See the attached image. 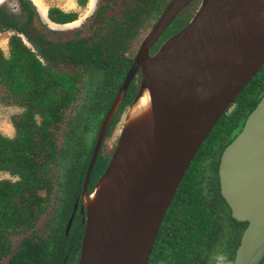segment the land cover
Here are the masks:
<instances>
[{"label":"trees","instance_id":"obj_1","mask_svg":"<svg viewBox=\"0 0 264 264\" xmlns=\"http://www.w3.org/2000/svg\"><path fill=\"white\" fill-rule=\"evenodd\" d=\"M171 1L98 0L86 33L75 29L66 38L42 21L32 0H17L19 14L0 7V32L13 31L8 54L0 48V102L21 108L11 118L14 134L0 132V173L10 175L0 178V264H78L85 227L81 193L98 133L141 41ZM198 3L191 1L176 15L155 48L189 22ZM47 17L67 24L78 13L52 6ZM137 91L134 77L105 138ZM263 95L264 65L190 162L160 224L148 264H210L217 252L234 260L247 221L232 217L221 194L220 157ZM79 99L80 110L68 116ZM113 149L106 150L102 142L88 191L105 171Z\"/></svg>","mask_w":264,"mask_h":264},{"label":"water","instance_id":"obj_2","mask_svg":"<svg viewBox=\"0 0 264 264\" xmlns=\"http://www.w3.org/2000/svg\"><path fill=\"white\" fill-rule=\"evenodd\" d=\"M191 1L170 2L141 41L104 118L83 185L86 225L78 264H148L160 224L190 162L220 116L264 65V0H202L191 20L151 55L150 47ZM138 68L142 72L138 92L147 87L151 97L149 146L136 162L124 164L121 184L112 196L90 210L83 198L96 156ZM118 143L95 187L117 168L129 148L118 149ZM219 178L232 217L247 221L233 264H259L264 257V95L224 148ZM72 218L73 214L66 232Z\"/></svg>","mask_w":264,"mask_h":264},{"label":"bare ground","instance_id":"obj_3","mask_svg":"<svg viewBox=\"0 0 264 264\" xmlns=\"http://www.w3.org/2000/svg\"><path fill=\"white\" fill-rule=\"evenodd\" d=\"M123 91L124 89L121 90L117 101L121 98ZM151 121V97L149 89L143 87L137 93L132 106H129L126 111L122 135L118 143V149H122L125 145L129 148L119 157L117 168L111 174L102 176L91 193L84 194V204L90 210L111 197L114 188L121 184L124 164L127 161L136 162L146 151L150 142Z\"/></svg>","mask_w":264,"mask_h":264},{"label":"rangeland","instance_id":"obj_4","mask_svg":"<svg viewBox=\"0 0 264 264\" xmlns=\"http://www.w3.org/2000/svg\"><path fill=\"white\" fill-rule=\"evenodd\" d=\"M32 2L37 6L41 17L45 23L53 29H57L61 31V36L68 37L71 35V32L75 29L81 30L83 33H86V27L90 22V19L94 15V11L97 8L98 0H87L85 4H80L79 0H32ZM57 6L63 10H75L78 13V18L71 23L67 24H56L48 20L47 18V10L49 7ZM0 7H4L7 11L11 13L18 14L20 13L19 4L17 0H0ZM13 31H3L0 32V48L8 54V40ZM138 68L134 72V77L138 79L139 87L141 84V77L139 75L138 78ZM82 100H78L72 110L68 112V116L74 114V112L81 107ZM21 111V108L14 105H4L0 102V132L6 135L14 134V127L11 122V118L14 114ZM124 118L125 114L122 116L121 120L116 124L111 137H107L106 149L110 150L112 145L117 146L119 139L122 135V129L124 126ZM103 140V139H102ZM10 177L8 173H0V178Z\"/></svg>","mask_w":264,"mask_h":264},{"label":"flooded vegetation","instance_id":"obj_5","mask_svg":"<svg viewBox=\"0 0 264 264\" xmlns=\"http://www.w3.org/2000/svg\"><path fill=\"white\" fill-rule=\"evenodd\" d=\"M192 1H193V0H192ZM201 1H202V0H199V3H198V5H197V7L195 8V11H194L193 15L191 16V18L194 16V14L196 13V11L198 10V8H199V6H200V4H201ZM190 3H191V2H190ZM190 3H189V4H190ZM33 4H34V3H33ZM169 4H170V3H169ZM189 4H188V5H189ZM34 5H35V4H34ZM188 5H187V6H188ZM187 6H185L184 8H186ZM35 7H36V10L38 11V13H39V15H40V17H41V14H40V12H39V10H38V8H37L36 5H35ZM167 7H168V6H167ZM184 8H183V9H184ZM19 9H20V7H19ZM183 9H182V10H183ZM165 10H166V9H165ZM182 10H180V11H182ZM180 11H179V12H180ZM179 12H178V13H179ZM163 13H164V12H163ZM163 13H162V14H163ZM178 13H177V14H178ZM18 14H19V13H18ZM162 14H161V15H162ZM175 17H176V16H175ZM47 18H48V17H47ZM159 18H160V17H159ZM191 18H190V20H191ZM41 19H42V17H41ZM48 20H49V19H48ZM158 20H159V19H158ZM190 20H189V21H190ZM42 21H43V19H42ZM49 21H50V20H49ZM172 21H173V20H172ZM43 22H45V21H43ZM51 22H52V21H51ZM59 25H62V24H59ZM47 26H48V25H47ZM154 26H155V25H154ZM168 26H169V25H168ZM168 26H167V27H168ZM48 27H50V26H48ZM50 28H51V27H50ZM151 30H152V29H151ZM165 30H166V29H165ZM165 30H164V31H165ZM164 31H163V32H164ZM163 32H162V33H163ZM162 33L160 34V36L162 35ZM148 34H149V33H147V35H148ZM147 35H146V36H147ZM146 36H145V37H146ZM160 36L157 38V40L153 43V45H152V46L150 47V49H149V52H150L151 55H153V54L159 49V47L161 46V44H162L166 39H168V38L170 37V36L167 37L162 43H160V44L155 48L156 43H157L158 39L160 38ZM171 36H172V35H171ZM22 37H23V36H22ZM145 37H144V38H145ZM144 38H143V39H144ZM23 39L25 40L24 37H23ZM25 41H26V40H25ZM26 42H27V41H26ZM27 43H28V42H27ZM152 49H154L155 51H153V52L151 53V50H152ZM137 74H138V75H137L138 78H139V75H140V77L142 78V72H141V69H139V71H138ZM135 77H136V76H135ZM133 78H134V76H133ZM133 78H132V79H133ZM132 79H131V80H132ZM137 80H138V79L136 78V81H137ZM137 83H138V81H137ZM138 89H139V83H138ZM118 92H119V91H118ZM137 92H138V91H137ZM117 94H118V93H117ZM117 94H116V96H117ZM136 94H137V93H136ZM123 96H124V95H123ZM135 96H136V95H135ZM115 98H116V97H115ZM122 98H123V97H122ZM80 100H81V99H80ZM114 100H115V99H114ZM121 100H122V99H121ZM120 102H121V101H120ZM119 104H120V103H119ZM131 104H132V103H131ZM131 104H130V105H131ZM130 105H129V106H130ZM117 107H118V106H117ZM127 109H128V108H127ZM127 109H126V111H127ZM79 110H80V108L77 109V110L74 112V114H72V115H75ZM109 110H110V109H109ZM109 110H108V111H109ZM115 111H116V110H115ZM126 111H125L124 114H126ZM107 113H108V112H107ZM114 113H115V112H114ZM114 113L112 114L111 117H113ZM124 114H123V115H124ZM72 115H71V116H72ZM106 115H107V114H106ZM123 115H121L120 117H122ZM105 117H106V116H105ZM110 122H111V121H110ZM109 124H110V123H109ZM106 131H107V130H106ZM105 134H106V133H105ZM110 137H111V136H110ZM106 139H107V137L105 138V135H104V138H103L102 142L104 141V143H105ZM102 142H101V145H102ZM100 147H101V146H100ZM112 147H114V149H113V152H114L116 146L112 145ZM112 147H111V148H112ZM105 148H106V143H105ZM106 150H107V149H106ZM218 172H219V171H218ZM219 180H220V178H219ZM97 181H98V180H97ZM97 181H96V183H97ZM96 183H95V185H96ZM94 187H95V186H94ZM94 187H93V188H94ZM93 188H92L90 191H88V189H87V192H88V193H91L92 190H93ZM83 190H84V188H83ZM83 190H82V193H81V201H80V204H81V211H80V212H81L82 215H83V216H82V222L86 225V208H85L84 206H82ZM220 191H221V190H220ZM76 206H77V203H75V205H74V211H73V213H72V214H73V217H74V214H75ZM72 214H71V215H72ZM72 220H73V218H72ZM71 223H72V221H71ZM67 224H68V223H67ZM70 226H71V225H70ZM69 229H70V228H69ZM244 229H245V228H244ZM84 230H85V227H84ZM68 231H69V230H68ZM68 231L66 232V234L68 233ZM83 234H84V233H83ZM241 235H242V234H241ZM81 242H82V241H81ZM80 247H81V246H80ZM79 254H80V253H79ZM78 261H79V259H78Z\"/></svg>","mask_w":264,"mask_h":264},{"label":"clouds","instance_id":"obj_6","mask_svg":"<svg viewBox=\"0 0 264 264\" xmlns=\"http://www.w3.org/2000/svg\"><path fill=\"white\" fill-rule=\"evenodd\" d=\"M210 264H233V261L223 252H217L210 258Z\"/></svg>","mask_w":264,"mask_h":264}]
</instances>
